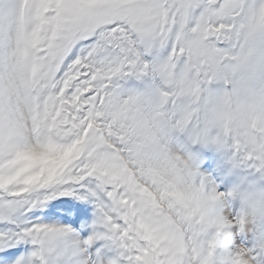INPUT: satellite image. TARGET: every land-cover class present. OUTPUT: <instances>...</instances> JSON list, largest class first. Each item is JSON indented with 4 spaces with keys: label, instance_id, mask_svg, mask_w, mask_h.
<instances>
[{
    "label": "snow or ice",
    "instance_id": "snow-or-ice-1",
    "mask_svg": "<svg viewBox=\"0 0 264 264\" xmlns=\"http://www.w3.org/2000/svg\"><path fill=\"white\" fill-rule=\"evenodd\" d=\"M256 180L264 0H0V264H264Z\"/></svg>",
    "mask_w": 264,
    "mask_h": 264
},
{
    "label": "clouds",
    "instance_id": "clouds-1",
    "mask_svg": "<svg viewBox=\"0 0 264 264\" xmlns=\"http://www.w3.org/2000/svg\"><path fill=\"white\" fill-rule=\"evenodd\" d=\"M236 202L247 216V225L250 229L264 224V217L250 214V209L254 206L257 209L264 208V180H256L248 187L242 188L237 194Z\"/></svg>",
    "mask_w": 264,
    "mask_h": 264
},
{
    "label": "rangeland",
    "instance_id": "rangeland-1",
    "mask_svg": "<svg viewBox=\"0 0 264 264\" xmlns=\"http://www.w3.org/2000/svg\"><path fill=\"white\" fill-rule=\"evenodd\" d=\"M209 151H211V150L209 149ZM211 153H212V155H216V154H215L214 152H212V151H211ZM214 165H215V164H214ZM215 166H216V165H215ZM222 177H223V176H221V179H222ZM227 179H229V177H228ZM231 179H232V182H233V183L236 182L235 177H231ZM59 199H61V198H59ZM66 199H74V198H73V197H67ZM53 202H54V201H53ZM76 202L79 203V201H76ZM50 203H52V202H50ZM233 203H234V206H235V207H239V205H238V203H237L236 201H234ZM23 247L27 249V248H30V245H27V244H26V245H23Z\"/></svg>",
    "mask_w": 264,
    "mask_h": 264
}]
</instances>
